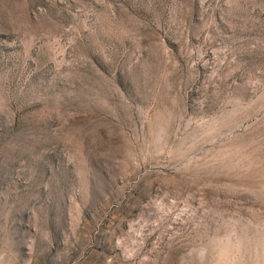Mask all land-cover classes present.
<instances>
[{"label":"rangeland","instance_id":"obj_1","mask_svg":"<svg viewBox=\"0 0 264 264\" xmlns=\"http://www.w3.org/2000/svg\"><path fill=\"white\" fill-rule=\"evenodd\" d=\"M0 264H264V0H0Z\"/></svg>","mask_w":264,"mask_h":264}]
</instances>
